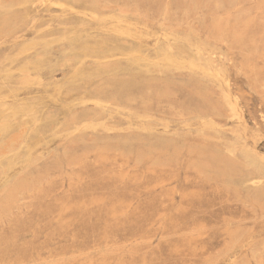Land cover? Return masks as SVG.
Here are the masks:
<instances>
[{
    "label": "rangeland",
    "instance_id": "rangeland-1",
    "mask_svg": "<svg viewBox=\"0 0 264 264\" xmlns=\"http://www.w3.org/2000/svg\"><path fill=\"white\" fill-rule=\"evenodd\" d=\"M0 264H264V0H0Z\"/></svg>",
    "mask_w": 264,
    "mask_h": 264
},
{
    "label": "bare ground",
    "instance_id": "bare-ground-1",
    "mask_svg": "<svg viewBox=\"0 0 264 264\" xmlns=\"http://www.w3.org/2000/svg\"><path fill=\"white\" fill-rule=\"evenodd\" d=\"M58 2V1H57ZM94 73V72H93ZM108 87V86H107ZM114 87V86H113ZM103 89V88H102ZM104 90V89H103ZM107 90H108V88H107ZM101 91V90H100ZM98 92H99V90H98ZM11 100V99H10ZM114 101V100H113ZM17 104V103H16ZM102 107V106H101ZM21 118V117H20ZM18 120V119H17ZM14 129V128H13Z\"/></svg>",
    "mask_w": 264,
    "mask_h": 264
}]
</instances>
